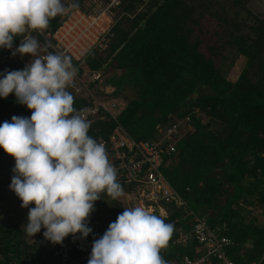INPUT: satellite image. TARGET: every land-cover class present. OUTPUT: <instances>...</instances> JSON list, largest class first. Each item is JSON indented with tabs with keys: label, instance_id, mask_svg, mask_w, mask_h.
<instances>
[{
	"label": "trees",
	"instance_id": "16d2710c",
	"mask_svg": "<svg viewBox=\"0 0 264 264\" xmlns=\"http://www.w3.org/2000/svg\"><path fill=\"white\" fill-rule=\"evenodd\" d=\"M205 2L120 0L123 14L113 26L109 47L89 52L79 71H101L105 78L97 94L121 96L126 104L117 119L102 114L88 120V134L95 140L107 137L119 122L133 138H148L169 113L191 112L193 129L177 141L176 153L161 169L191 209L206 214L211 225H219L233 240L227 252L235 264H264V14L245 7V15L237 18L213 10L216 20L207 27L201 24ZM58 18L49 20L52 30ZM22 37L13 42L20 45ZM228 50L242 59L233 78L220 66ZM6 56L0 49V78L6 70L26 66ZM67 90L77 111L89 104L87 97ZM194 106L203 111V119L192 112ZM22 111L31 116L14 93L0 97V124L11 122L13 115L25 117ZM3 153L0 148V163ZM118 183L124 195L136 188L134 182ZM167 209L162 219L173 225V233L160 254L178 264L184 254L194 257L202 250L194 236L176 241L181 230L190 231L193 214L172 203ZM52 256V246L41 234L29 242L24 229L0 221V264H54Z\"/></svg>",
	"mask_w": 264,
	"mask_h": 264
},
{
	"label": "clouds",
	"instance_id": "9594fccd",
	"mask_svg": "<svg viewBox=\"0 0 264 264\" xmlns=\"http://www.w3.org/2000/svg\"><path fill=\"white\" fill-rule=\"evenodd\" d=\"M65 11L62 0H0V48L12 49L14 38L29 30L43 34ZM39 49L28 35L12 55L37 57ZM76 74L72 57L48 53L0 78V97L14 93L31 110L30 117L13 115L0 124V148L15 160L9 187L28 208L25 232L33 237L43 228L53 244L77 233L86 238L94 202L102 193L113 200L123 194L105 146L88 134L90 122L67 90ZM172 233V224L144 207L124 208L93 241L87 264H167L160 253Z\"/></svg>",
	"mask_w": 264,
	"mask_h": 264
},
{
	"label": "built area",
	"instance_id": "2783aa9c",
	"mask_svg": "<svg viewBox=\"0 0 264 264\" xmlns=\"http://www.w3.org/2000/svg\"><path fill=\"white\" fill-rule=\"evenodd\" d=\"M93 1L96 9L89 10L75 4L73 0H63L66 11L58 15L59 23L53 30L49 26L43 34L29 30L22 39L31 35L39 40L40 49L37 57H43L48 53L72 57L77 74L69 88L89 99V104L78 111L87 120L102 117V114L117 119V115L126 104L125 98L102 97L97 94L96 91L105 78L101 71L94 70L90 73L79 71L89 52L93 49L101 53L107 50L114 35L113 26L123 14L119 9L120 0ZM73 4L76 6L71 7ZM126 14L132 16L129 12ZM18 46L19 43L13 42L12 49L0 48L7 51L4 59L17 60L27 65L32 59L37 58L31 54L12 55ZM92 81L96 82L94 86L90 85ZM192 112L201 119L204 118L200 107L194 106ZM192 129L191 112L182 116L169 113L166 121L155 123L153 133L148 138H133L124 126L117 122L107 137H98L96 140L105 146L108 158L117 170V181L136 184L133 191L125 193L126 206L144 207L162 218L168 214L167 204L172 203L193 214L190 231L181 230L176 241L185 242L189 235L194 236L200 244L198 249L202 252L194 257L184 254L178 264H235L227 252L233 240L220 232L219 225H211L206 214L191 209L186 198L170 183L161 169V166L167 165L176 153L177 141ZM94 209L88 221V227L92 228V232L86 238L77 233L75 237L72 235L66 237L62 244L51 243L54 264H87L93 241L104 234L107 226L96 213L95 206ZM166 262L171 264L169 260Z\"/></svg>",
	"mask_w": 264,
	"mask_h": 264
},
{
	"label": "rangeland",
	"instance_id": "374dc122",
	"mask_svg": "<svg viewBox=\"0 0 264 264\" xmlns=\"http://www.w3.org/2000/svg\"><path fill=\"white\" fill-rule=\"evenodd\" d=\"M90 1L91 0H82V3L79 2L81 4L80 7L87 8L89 10L96 9L94 1ZM195 2L197 4V0H195ZM245 7L250 9L254 13L264 14V0H206L205 5L200 6V8L205 11L204 15L201 17V24H205V26L208 27L211 26L212 23H214V20H216V18L214 15L215 13L212 12L213 10L215 12H218L219 14L226 13L230 17H236L237 15V18H240L246 13ZM210 11L213 14L209 13ZM124 25H127V22H124ZM204 39L208 41V36H205ZM226 53L227 58L221 60L220 66H222L227 71V75L229 77L233 78L236 75L239 65L242 63V59L235 58V55L230 50H228ZM106 88L107 90H110L112 86L107 85ZM23 113L26 115L25 117H30L26 112ZM2 117L9 119L10 115L7 113H3ZM1 158L2 160L0 163V221L1 224L8 223L9 225H17L25 230V226L28 219V208L21 207L22 201L9 187V185L11 184L12 176L14 175L12 169L15 166V160L11 155L7 154L6 152L3 153V156ZM117 201L120 203L122 211H119L116 208L113 200H111L108 196L101 197V199L97 200L95 203L97 211H99V213L102 215V217H104L106 221L107 226L105 228V231L107 230L109 224L116 220L118 214L124 211V208H129L125 204L124 193L119 199H117ZM29 207H34V204L29 205ZM44 231L45 229L42 228L41 231L35 234L33 237L29 236L26 233V239L29 242H32L36 239L38 234H41L43 236ZM45 240L49 243V245L52 243L47 239Z\"/></svg>",
	"mask_w": 264,
	"mask_h": 264
},
{
	"label": "crops",
	"instance_id": "0c3cea01",
	"mask_svg": "<svg viewBox=\"0 0 264 264\" xmlns=\"http://www.w3.org/2000/svg\"><path fill=\"white\" fill-rule=\"evenodd\" d=\"M74 1H75V0H74ZM91 1H92V0H91ZM91 1H90V2H91ZM100 1H102V0H100ZM80 3H82V2H80ZM80 3H78L77 5H79V6H80V5H81ZM75 4H76V3H75ZM90 5H91V4H90Z\"/></svg>",
	"mask_w": 264,
	"mask_h": 264
}]
</instances>
